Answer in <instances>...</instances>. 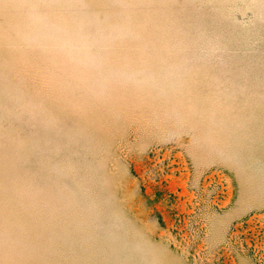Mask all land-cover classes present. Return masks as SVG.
I'll return each mask as SVG.
<instances>
[{
    "label": "rangeland",
    "instance_id": "rangeland-1",
    "mask_svg": "<svg viewBox=\"0 0 264 264\" xmlns=\"http://www.w3.org/2000/svg\"><path fill=\"white\" fill-rule=\"evenodd\" d=\"M0 264H264V0H0Z\"/></svg>",
    "mask_w": 264,
    "mask_h": 264
}]
</instances>
